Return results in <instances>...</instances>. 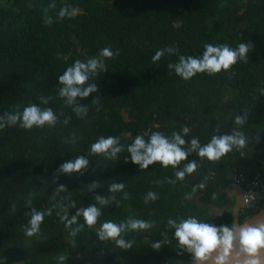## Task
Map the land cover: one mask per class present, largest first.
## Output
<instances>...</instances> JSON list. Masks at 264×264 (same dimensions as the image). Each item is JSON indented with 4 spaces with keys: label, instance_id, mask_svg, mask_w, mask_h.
Returning a JSON list of instances; mask_svg holds the SVG:
<instances>
[{
    "label": "trees",
    "instance_id": "obj_1",
    "mask_svg": "<svg viewBox=\"0 0 264 264\" xmlns=\"http://www.w3.org/2000/svg\"><path fill=\"white\" fill-rule=\"evenodd\" d=\"M53 3L56 7L45 13ZM65 3L77 14L57 19ZM46 16L51 25H45ZM209 43L250 47L245 61L214 75L198 73L185 81L167 67L180 55L202 56ZM169 46L178 52L165 50L154 63L156 50ZM105 47L119 55L106 59L105 70L85 83L97 91L76 98L88 109L77 116L75 105L59 96V76L75 60L97 56ZM30 104L52 108L57 121L52 127L25 130L18 123L0 130V264H188L191 256L178 247L168 221L195 216L230 224L234 200L220 216L195 201L220 209L232 169L245 181L264 175V0H0V117ZM238 115L245 118L243 125L234 123ZM234 130L244 134L246 146L217 162L192 152L178 168L159 163L141 168L127 151L135 136L147 143L154 131L169 138L180 132L186 142L198 138L203 146L212 135ZM109 136L119 139L122 151L114 157L91 153V144ZM81 156L88 160L86 168L59 171ZM192 160L196 172L177 180L176 172ZM201 181L204 187L193 192ZM113 183L124 188L112 192ZM150 191L156 199H148ZM97 196L108 203L99 204ZM89 205L101 213L95 225L79 216L66 227L67 219ZM33 209L45 216L39 231L27 236ZM255 212L239 210L237 221ZM129 219L150 224L121 233L129 248L98 237L104 222L119 226ZM157 242L161 247L154 249Z\"/></svg>",
    "mask_w": 264,
    "mask_h": 264
},
{
    "label": "clouds",
    "instance_id": "obj_2",
    "mask_svg": "<svg viewBox=\"0 0 264 264\" xmlns=\"http://www.w3.org/2000/svg\"><path fill=\"white\" fill-rule=\"evenodd\" d=\"M56 5L49 4L43 11L47 13L49 9L55 8ZM77 14V9L68 4H63L57 12V19L65 17L72 18ZM51 17H45V25L52 24ZM249 45L240 43L236 48H232L227 44L213 45L211 43L204 45L202 56H184L180 55L178 62L169 63L167 67L172 69L176 76L187 81L198 73H207L214 75L221 71L229 70L238 61H245L249 52ZM169 53L178 52L174 47H166V49L156 50L152 56V61H159L164 51ZM119 55V50L115 53L110 47L101 49L97 56L88 58L85 61L79 59L66 68L64 73L59 76L58 83L59 96L65 99L68 105H75L73 108L77 116L86 114L88 109L85 106L77 104V97L86 98L91 93L97 91L95 84H89L84 87L91 75H95L98 71L105 70V60L114 59ZM41 102L48 103V99L41 97ZM97 101L94 100L93 103ZM57 117L52 108L41 109L35 104H30L23 108L22 112L6 113L4 117H0V130L6 125L8 127L17 125L25 130L35 127H44L45 125L52 127L56 124ZM67 123V120H65ZM234 123L243 125L245 118L236 116ZM181 132L187 133L188 129L183 128ZM187 143V148L184 146ZM247 140L242 132L232 131L231 134L212 135L210 141L206 145H201L198 138H193L186 142L180 132H172L171 137L165 136L159 131H154L148 138V142L141 135L135 136L133 142L128 146V153L133 164L139 165L141 168H148L153 163H159L162 167L178 168L182 161L187 160L190 153L195 154L209 162H217L223 156L233 151L242 149L246 146ZM119 145V139L115 136L107 138L100 137L95 143L91 144L90 151L94 154H105L114 157L122 151ZM88 160L84 157H77L73 161L63 163L59 171L63 173L80 172L86 168ZM196 160L186 163L183 168L176 172V179L183 180L185 176H192L197 170ZM173 183L174 181H169ZM95 186V185H93ZM204 187L203 181L193 187L192 191ZM124 188L123 183H113L109 186L112 192L121 191ZM148 199H156V194L149 192ZM191 196L189 195V199ZM101 205L108 203V200L102 196L96 197ZM239 209H237V212ZM51 215V211H48ZM101 215L100 210L89 205L86 208L77 210L71 219L61 216V221L67 219L66 227L76 222L77 217L82 216L84 223L89 227L97 222V218ZM45 212L32 211L29 227L25 229L27 236H33L39 231L40 224L43 222ZM168 226L175 229L174 238L178 241V247L189 253L193 264H233V261H239L243 257L242 264H261V251L264 250V220L255 225L248 223H239L234 221L230 224L215 225L199 220L195 216H189L179 222L169 220ZM150 224L147 220L129 219L127 223H121L119 226L111 221L104 222L97 230V235L101 240H113L115 244L127 249L131 246L130 242L119 238L121 233L128 230H144L148 229ZM79 228L73 230L70 235L74 236ZM154 249L161 247L160 243L152 245ZM61 261L65 257H59Z\"/></svg>",
    "mask_w": 264,
    "mask_h": 264
},
{
    "label": "built area",
    "instance_id": "obj_3",
    "mask_svg": "<svg viewBox=\"0 0 264 264\" xmlns=\"http://www.w3.org/2000/svg\"><path fill=\"white\" fill-rule=\"evenodd\" d=\"M230 178V188L240 190L241 211L255 212L261 208L264 204V175H256L249 181H245L241 173L232 169Z\"/></svg>",
    "mask_w": 264,
    "mask_h": 264
},
{
    "label": "water",
    "instance_id": "obj_4",
    "mask_svg": "<svg viewBox=\"0 0 264 264\" xmlns=\"http://www.w3.org/2000/svg\"><path fill=\"white\" fill-rule=\"evenodd\" d=\"M237 32H239L242 35H245V34L249 35V33L246 32L244 29H238ZM240 199H241L240 190L238 188H230L228 189L225 203L220 209H218L216 206H214L211 203L198 204L197 200L195 201V203L197 204L198 207L208 208L209 212L213 213L214 216H220L224 212V210L228 207L230 201L234 200L235 203L232 207V218L234 222V221H237V218H238L237 209L240 210L241 208ZM262 220H264V207L260 209L259 211L255 212L254 214H252L251 216H249L248 218H246L245 220H243L241 223H248V224L255 225ZM243 259H244L243 257H240L239 261L234 260L233 264H242ZM260 259H261V264H264V250L261 251ZM188 264H193V261L189 262Z\"/></svg>",
    "mask_w": 264,
    "mask_h": 264
},
{
    "label": "flooded vegetation",
    "instance_id": "obj_5",
    "mask_svg": "<svg viewBox=\"0 0 264 264\" xmlns=\"http://www.w3.org/2000/svg\"><path fill=\"white\" fill-rule=\"evenodd\" d=\"M231 201H233V200H231ZM234 203H235V202L233 201V205H234ZM240 203H241V202H240ZM201 204H203V203H201ZM240 216H241V214H240ZM240 216H239V217H240ZM95 254L97 255V253H95ZM96 255L93 257V259L96 257ZM96 258H97V257H96ZM85 264H92V262H86Z\"/></svg>",
    "mask_w": 264,
    "mask_h": 264
}]
</instances>
